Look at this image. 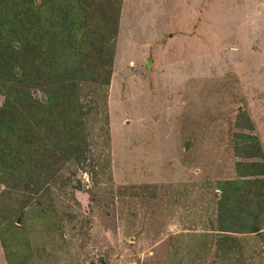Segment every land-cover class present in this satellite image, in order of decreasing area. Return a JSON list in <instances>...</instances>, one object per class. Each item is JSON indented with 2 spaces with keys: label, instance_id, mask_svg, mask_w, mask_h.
Wrapping results in <instances>:
<instances>
[{
  "label": "rangeland",
  "instance_id": "374dc122",
  "mask_svg": "<svg viewBox=\"0 0 264 264\" xmlns=\"http://www.w3.org/2000/svg\"><path fill=\"white\" fill-rule=\"evenodd\" d=\"M85 2L107 18L105 36L117 33L114 48L105 50L114 55L111 82L107 97L108 85L96 93L100 85L91 84L73 108L77 128L66 139L82 141L89 159L76 168L62 159L53 165L50 150L49 159L40 158L66 171L57 180L43 175L57 188L40 200L58 201L46 225L31 211L42 207L32 186L8 188L0 180V228L8 230L15 207L26 218L22 264H264V225L244 233L216 224L218 201L225 200L217 182L242 179L233 138L240 110L250 114L258 138L252 141L264 153V0ZM101 101L108 102L104 127V111L93 106ZM106 133L111 143L104 147ZM68 168L81 189H63ZM223 236L242 243L238 257L223 250ZM2 242L0 234V260L8 264Z\"/></svg>",
  "mask_w": 264,
  "mask_h": 264
},
{
  "label": "trees",
  "instance_id": "16d2710c",
  "mask_svg": "<svg viewBox=\"0 0 264 264\" xmlns=\"http://www.w3.org/2000/svg\"><path fill=\"white\" fill-rule=\"evenodd\" d=\"M119 15L120 4L114 17L116 28ZM95 19L97 21L93 22ZM106 19L91 12L85 0H0V95L5 97L4 104L0 105V180L8 188L23 184L33 187V194L42 207L38 208L36 203L31 211L37 212L41 227L47 224V219L53 218L49 214L58 206V201L40 199L50 194L47 191L57 188L54 180L63 178L66 171L61 167L52 169L51 165H41L40 158L49 159L50 150L55 158L53 165L62 159L76 168L89 159L83 155L82 141L66 138L71 129L77 128L73 108L82 106V92L89 91V94L90 89H94L91 84H99L94 91L100 93L103 90L101 84H106L107 97L114 55L105 50L114 48L117 33L109 32L105 36L109 29ZM34 88L43 92L42 97L33 95ZM87 104L93 105L92 102ZM93 106L102 112L108 110L105 101ZM241 111L235 123L238 131L233 134L236 141L233 144L237 156L236 172L242 179L217 182L216 187L223 191L225 200L218 201L216 224L236 232L259 233L264 225V203L257 201V197H264V161L258 158L264 153L252 141H258V138L252 133L255 124L250 114ZM101 118L104 127L108 124L109 114L104 111ZM91 119L96 120V117ZM43 128L47 134L43 133ZM61 134L65 136L58 140ZM99 135L104 137V130ZM92 139L99 145L98 140ZM104 139L100 143L105 147L111 143L110 135L106 133ZM63 161L61 165H65ZM89 171L87 168L84 172ZM68 173V183L63 189L69 190V185L81 189L82 182L77 173L71 172V168ZM53 174L57 176L53 184H45L43 175L53 178ZM248 177L254 178L247 181L245 178ZM73 197L76 196L73 194ZM27 198H20L23 206ZM244 204H249L245 210ZM11 210L14 220L6 223L8 230L0 228L2 244L8 264H22L21 246H28L30 236L27 235L26 218L21 216L23 211L16 212L17 207ZM222 240L226 243L223 250L229 252V257H238L241 248L238 245L242 243L230 242L231 239L225 236Z\"/></svg>",
  "mask_w": 264,
  "mask_h": 264
},
{
  "label": "crops",
  "instance_id": "0c3cea01",
  "mask_svg": "<svg viewBox=\"0 0 264 264\" xmlns=\"http://www.w3.org/2000/svg\"><path fill=\"white\" fill-rule=\"evenodd\" d=\"M0 264H4V263L0 260Z\"/></svg>",
  "mask_w": 264,
  "mask_h": 264
},
{
  "label": "clouds",
  "instance_id": "9594fccd",
  "mask_svg": "<svg viewBox=\"0 0 264 264\" xmlns=\"http://www.w3.org/2000/svg\"><path fill=\"white\" fill-rule=\"evenodd\" d=\"M236 156V155H235ZM237 157V156H236Z\"/></svg>",
  "mask_w": 264,
  "mask_h": 264
}]
</instances>
